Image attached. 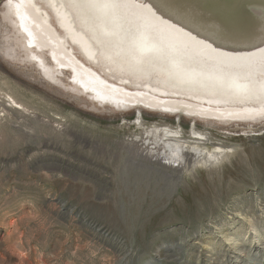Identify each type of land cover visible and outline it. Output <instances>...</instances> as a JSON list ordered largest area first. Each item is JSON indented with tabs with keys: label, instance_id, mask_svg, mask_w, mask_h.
<instances>
[{
	"label": "rangeland",
	"instance_id": "rangeland-1",
	"mask_svg": "<svg viewBox=\"0 0 264 264\" xmlns=\"http://www.w3.org/2000/svg\"><path fill=\"white\" fill-rule=\"evenodd\" d=\"M22 6L33 14L29 0ZM71 18L63 14L69 35L91 46ZM5 34L0 24V89L50 122L0 117V264H264V121L221 124L140 108L148 122L180 118L186 131L195 122L234 148L218 166L168 178L158 165L126 161L123 141L136 130L127 122L138 109L99 105L47 52L27 47L35 61H22L25 47ZM97 57L101 70L133 77Z\"/></svg>",
	"mask_w": 264,
	"mask_h": 264
},
{
	"label": "water",
	"instance_id": "water-1",
	"mask_svg": "<svg viewBox=\"0 0 264 264\" xmlns=\"http://www.w3.org/2000/svg\"><path fill=\"white\" fill-rule=\"evenodd\" d=\"M115 4L121 33H135L144 52L154 57L151 64L134 59L131 64L138 69L129 73L132 78L101 70L84 48L83 54L77 51L81 59L74 50L63 49L54 29L38 28L39 14L26 16L38 28V33L29 31L27 47L47 52L59 74L69 71L70 81L83 93L117 111L141 108L221 124L264 121V0H115ZM158 62L174 67L177 78L172 82L178 80L180 88L141 73ZM38 67L47 80L61 85L55 75L49 77Z\"/></svg>",
	"mask_w": 264,
	"mask_h": 264
},
{
	"label": "bare ground",
	"instance_id": "bare-ground-1",
	"mask_svg": "<svg viewBox=\"0 0 264 264\" xmlns=\"http://www.w3.org/2000/svg\"><path fill=\"white\" fill-rule=\"evenodd\" d=\"M35 1L36 0H34V2ZM44 1H48L50 6H52V9H55L54 4L58 6V11L61 10V4H65V6L67 5L66 8L64 10H61L60 13L49 14V11L45 10L41 5L36 3L34 4L37 12L39 13L38 18L47 23V28L49 29L51 26H55L56 29L54 30L56 31V35L63 42V49L65 48L66 51L74 50L73 53L79 59H81V56H79V53L77 51L81 52V49L84 48V51H87L94 61L98 60L97 55L99 54L100 58L103 59L105 63L112 66V69H115L116 71H119L121 73L128 74L131 71L134 72L138 69L137 66L134 67L133 64H131L134 59L142 58L145 61H149V64L154 61L152 59L154 57L151 54H147L146 52H144L145 47H143L144 45H142V43H138L139 39L136 38L135 33H128L126 31H123V33H121L123 27L116 25V20L120 18L119 14L106 16V19H102V21L100 22L101 25L98 23H93L92 21L81 22L76 15L77 13L71 11L72 8L67 4L66 0ZM106 4L109 5L108 1ZM22 5L23 4L21 3H16V6H18V8L17 14L15 15L18 18L17 23L21 27L24 34L27 35L28 41V35L30 33L29 31L33 29L36 33H38V28L29 18L27 20V14H25ZM85 6L86 8L91 7V11L93 12V14H107L104 9L103 11L100 10L101 7L105 6L104 3L98 5L95 1L91 0L87 2ZM65 13L71 14V19L75 24V31L83 33L86 39L89 41L88 44H91V46H85L82 42L80 43L84 47H77L71 44L68 38L72 36L69 35V31L66 33L63 27V14ZM36 17L37 16L35 15V18ZM55 19L56 23L54 22ZM121 22L123 26L126 25L125 20L122 19ZM57 23L61 27L57 26ZM28 24L30 25L28 26ZM91 25H95L96 29H93ZM118 35H123L124 37L118 38ZM115 37L118 40L126 39L128 45H131L130 48L132 50L130 51L124 45L116 44L115 41H113ZM73 40L77 39L73 38ZM97 47L99 49H97ZM116 55H118V59L115 57ZM81 61L86 66H88V68L91 66L87 64L85 59H82ZM96 72L100 74V71L97 70ZM141 73L149 74V76L146 77L147 79L154 78V80H157L160 83L168 82L167 84H169L170 86L180 88V85L177 83L178 80L176 82H172L176 80L177 77L175 75L176 70L171 65L165 66L159 64L158 62L151 67L148 66L143 68V71ZM204 89L210 90L211 88ZM138 110L139 111L136 113L135 118L131 122L126 121L136 130L130 133L129 136L123 141V145L125 146L124 148L129 153V156L126 157V161L130 162L133 165L146 167L149 166L153 169H157L155 168V165H158L160 166V169H162V171H165L163 173L167 174L169 178L173 177L174 172H178V176H181L183 173L187 171L192 172L196 168L201 167L202 169V167L211 168L214 166H218L234 151L233 147L229 148L224 145L221 139L215 138L212 131L200 129L195 122H192L190 129L186 131L180 118H177L173 123L168 122L167 119H158L152 122H148L144 113L140 112L141 109ZM16 114H21L24 117L32 119V121L34 122L40 121L41 124H47L48 122H50L47 118H40L36 111L31 110L22 101L18 100L16 97L10 95L9 93L2 92V90L0 89V117H2V119H14L16 117ZM13 122V125L17 127L22 123V119ZM56 126V129L61 131V129L64 127V124L58 122ZM96 145L101 146L99 142H96ZM147 163H151L154 165L151 166ZM160 169H158V171L161 172ZM239 257L240 256H237V258Z\"/></svg>",
	"mask_w": 264,
	"mask_h": 264
},
{
	"label": "flooded vegetation",
	"instance_id": "flooded-vegetation-1",
	"mask_svg": "<svg viewBox=\"0 0 264 264\" xmlns=\"http://www.w3.org/2000/svg\"><path fill=\"white\" fill-rule=\"evenodd\" d=\"M26 1H28V0H26ZM89 1H91V0H66L67 4L77 13V14L76 13L75 14L78 16V18L80 19L81 22H91L92 21L93 23L100 24L102 19L103 20L106 19V16H112V14H118V10H117L116 4H115V0H110V1L109 0H93L98 5L104 3L105 6L101 7L100 10L103 11V9H104V11H106L107 14H93V12L91 11L92 8L91 7L86 8V6H85L86 3ZM107 1H108L109 5L106 4ZM16 3L24 4V0H0V24L6 26L7 34H5V35L18 36L17 42L20 43L21 47H23V46L25 47V53L22 56V61H24V60L35 61V57H33L28 52L27 43L24 42V40L22 39V36H21V27L17 23L18 18L15 15V14H17V8H18V6H16ZM35 3L41 5L45 10L49 11L48 12L49 14H58L61 12V10L58 11V10H55L54 8L52 9V6H50L48 1L36 0L34 2V0H32V1H29V4H30V7H32L31 13L33 12V14H37V9L34 6ZM62 6L65 9L67 5L65 6V4H63ZM18 11H19V9H18ZM54 22L56 23V19L54 20ZM57 26H58V23H57ZM91 27L93 29H96L95 25H91ZM46 58H47V61L49 62V58L48 57H46ZM35 65L39 66L38 64H36V62H35ZM48 76L51 77V75H49V74H48ZM56 77H57V82L62 85L63 84V78L58 77L57 75H56Z\"/></svg>",
	"mask_w": 264,
	"mask_h": 264
}]
</instances>
